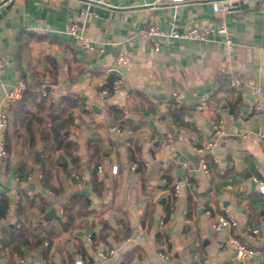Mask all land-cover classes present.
Instances as JSON below:
<instances>
[{"label": "crops", "instance_id": "1", "mask_svg": "<svg viewBox=\"0 0 264 264\" xmlns=\"http://www.w3.org/2000/svg\"><path fill=\"white\" fill-rule=\"evenodd\" d=\"M213 1L231 7L237 0H13L0 17V57L5 59L0 99L22 73L29 83L49 78L55 62L57 80L49 96L58 100L77 95L85 105L72 109L74 121L64 131L78 145L81 172L68 178L59 169L55 181L63 188L59 193L47 189L41 180V165L35 158L37 151L41 158L38 133L30 139L21 129L14 131L11 115L7 155L0 159V200L8 199L0 230L18 219L43 221L49 210H54L49 219L56 223L75 190L86 188L89 203L75 226L60 231L49 247L43 242L26 247L21 255L0 249V264H14L19 257L23 264H75L77 260L87 264H264V193L255 181L264 178V99L252 96L254 86L264 89V0L230 15L212 11ZM91 4L101 5L107 14L88 11ZM220 20L225 21L230 45L223 35L210 40L169 36L153 40L146 33L150 25L167 32L173 22L182 27L217 25ZM71 21H77L81 32L102 51L88 53L66 34L64 26ZM119 53L128 56L118 68L122 87L101 98L99 86L111 72L117 77L114 67ZM231 77L242 80L241 89L228 86ZM173 94L181 95L176 111L180 121L169 114ZM204 95L208 96L202 101ZM237 96L240 106L232 111L230 104ZM111 106L137 127L112 132L110 127L119 120L111 115ZM27 109L47 113L35 102H28ZM212 118L221 123L219 133L210 126ZM113 134L125 141L118 144L111 139ZM129 138L138 144L143 175L131 167ZM211 139L215 144L202 154L210 161L204 170L200 161L194 164L186 154H197L194 149ZM89 142L103 148L98 164L91 160ZM93 176L103 183L99 193L92 188ZM16 193L17 205L13 203ZM40 196L46 200L44 212L38 209ZM31 199L35 203L30 206ZM168 202L172 206L166 214ZM20 204L23 210L18 213ZM224 211L237 225L213 230L212 219ZM250 226L259 229L252 237ZM89 230L92 242L86 239ZM231 234L255 253L237 258L226 242ZM106 249L114 253L97 258L96 251Z\"/></svg>", "mask_w": 264, "mask_h": 264}, {"label": "trees", "instance_id": "2", "mask_svg": "<svg viewBox=\"0 0 264 264\" xmlns=\"http://www.w3.org/2000/svg\"><path fill=\"white\" fill-rule=\"evenodd\" d=\"M21 78L26 82V89L19 99L11 103V125L13 126L14 131L18 132L19 129H21L30 139H32V136L34 137L35 133H38L41 143V158L39 160L41 165V180L47 189L59 193L63 190L61 184H55V181L58 179L59 169H62L68 178H74L73 174H80L81 172L80 159L76 154L78 145L75 141L66 136L64 131L67 130L74 121L72 109L74 107L84 108L85 102L83 98L72 94L61 96L58 100L53 102H50L49 100L47 101V97H42L35 91L36 85L40 84L45 77L42 80H36L33 83L27 82L25 74L23 73ZM49 78L52 80V83L57 80V65L55 62H53V65L50 67ZM115 79V73L111 72L108 76L107 82L99 86L98 90L100 91L102 88H107L109 90V95L107 96L112 95V87ZM28 102H35L38 106L45 107L47 110L46 116L39 115L32 110L27 109ZM171 104L169 114H171L176 121H180L179 116L176 113L178 107L174 104L173 99ZM239 104L240 97L237 96L234 104H230V109L235 111V106H240ZM109 111L114 118L119 120L118 125L120 128L124 129V126H129L131 129H135L137 127V125H132L130 120L123 118V113L118 107L111 106ZM87 148L88 150H91V160H94L98 164L103 152L102 146L97 142H89ZM138 155V144L129 138L128 157L130 164L135 162L137 164L135 169L143 175L144 162L139 159ZM205 159L207 166L209 167L210 161L207 157ZM21 167L22 165L19 164V169ZM91 182L93 190L96 193H99L103 188L102 181L97 179L96 176H93ZM39 200L40 206L38 209L39 211L44 212L47 208L45 207L46 200L41 196L39 197ZM34 203L35 199L28 200L30 206ZM88 203V197L73 193L68 196L64 202L61 211L62 217L57 218L56 223L53 218H43L45 220L35 222L21 221L18 219L14 223H9L6 227L1 228L0 230V249H8V252L11 255H21L26 247H36L45 241H47V246L49 247L60 231L68 230L75 226L76 218L81 214L82 208L86 207ZM7 206L8 199H1L0 217H5ZM171 206L170 202L164 206L166 214L170 212ZM22 210L23 206L20 204L18 213H21Z\"/></svg>", "mask_w": 264, "mask_h": 264}, {"label": "built area", "instance_id": "3", "mask_svg": "<svg viewBox=\"0 0 264 264\" xmlns=\"http://www.w3.org/2000/svg\"><path fill=\"white\" fill-rule=\"evenodd\" d=\"M4 1V0H0ZM176 1V0H173ZM212 5V11L214 12H220L224 14L228 11L229 5L226 3H222L221 1H213L211 3ZM64 32L66 34L71 35L79 44V46L88 53H95V52H101L102 48L98 46L92 38L84 35L81 32L80 25L77 21H71L67 23L64 26ZM147 35L151 39H155L157 36H169L173 38H186V39H199V40H210L215 35H223L225 42L230 45L231 39L227 31V27L224 20H220V22L217 25H212L210 23L205 24L203 26H180L177 22H173L170 26V29L165 32L161 29H159L156 25H150L148 29L146 30ZM155 48H158L156 42H155ZM128 61V56L124 53H119L116 57V65L114 67V70L116 71L117 77L113 82L112 91L113 93L118 91L122 87L123 83V77L120 71L118 70L119 66L125 64ZM5 64V59L0 57V70ZM228 86L233 87L235 89H241L243 82L238 77H231L228 79ZM53 83L51 82V79L48 77H45L42 82L35 87V91L42 97H47L50 102L55 101L54 98L50 97V92L46 90V87L51 88ZM26 89V82L22 78L18 79L16 84L13 85L9 90L5 91L3 97L0 99V159H4L7 155V148H6V136L8 133L9 125H10V119H11V112H10V106L11 103L17 99H19L23 92ZM107 95H109V90L107 88H102L99 91V96L101 98H105ZM208 95H204L202 98V101L207 99ZM252 96L255 100H262L264 99V89L260 88L259 86H254L252 90ZM172 99L175 105H179L181 103V95L179 94H173ZM211 128L213 129L214 133H219L221 131V123L219 120L216 119H210L209 121ZM110 130L115 133H121L122 129L118 124H115L110 127ZM215 144V139H211L206 142V144L203 147H197L195 148V152L199 155V161L200 166L207 170V162L205 157L202 155L204 150L210 146H213ZM261 145L262 150L264 152V135L261 137ZM136 163H131V167L136 168ZM98 170L101 171L102 167L98 166ZM112 171H116V166L112 167ZM255 181L258 185V190L261 193H264V178H255ZM178 185H175V192L177 193ZM20 200V196L18 193H16V196L14 197L13 203L18 204ZM164 217L165 214L160 218L159 220V227L162 228L164 226ZM237 225V221L229 214L228 211H224L222 213H218L214 216V218L211 221V227L213 230H218L223 227H229L232 228ZM259 229L254 226H250L248 228V235L253 236L257 234ZM93 238V232L88 231L86 235V239L88 242H92ZM226 242L232 245L235 256L237 258H244L252 256L255 253V250L247 245L244 241H242L239 237L235 235H229L226 239ZM45 245H47V242H44ZM114 253L113 249H106V250H98L96 251V256L99 259H106L110 255ZM24 260L22 257L18 258V262L14 264H23ZM75 264H87L84 263L82 260H77Z\"/></svg>", "mask_w": 264, "mask_h": 264}, {"label": "water", "instance_id": "4", "mask_svg": "<svg viewBox=\"0 0 264 264\" xmlns=\"http://www.w3.org/2000/svg\"><path fill=\"white\" fill-rule=\"evenodd\" d=\"M13 3V0H4L0 2V17L3 13H5V11L11 6V4ZM257 3L256 1H243V0H237L231 3V7H229L228 11L226 12L227 15L233 14V11H238L240 9H243L247 6H253ZM88 11L90 12H95L98 13L100 15H105L107 14L108 10L105 9L104 7H102L101 5H97V4H91L88 7ZM47 91H50L49 87H46ZM111 139L115 142L119 143H123L125 141V137H119L116 134L111 135ZM187 157H189L194 164L199 163V155L195 154V153H187L186 154ZM35 158L37 161L40 160V152H36L35 153ZM75 194H80V195H87L88 191L86 188L82 189V190H75L74 191ZM54 214V210H49L48 213L46 214V219H49L53 216Z\"/></svg>", "mask_w": 264, "mask_h": 264}]
</instances>
